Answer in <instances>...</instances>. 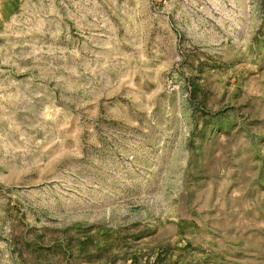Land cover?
Here are the masks:
<instances>
[{
  "label": "rangeland",
  "instance_id": "rangeland-1",
  "mask_svg": "<svg viewBox=\"0 0 264 264\" xmlns=\"http://www.w3.org/2000/svg\"><path fill=\"white\" fill-rule=\"evenodd\" d=\"M0 264H264V0H0Z\"/></svg>",
  "mask_w": 264,
  "mask_h": 264
}]
</instances>
